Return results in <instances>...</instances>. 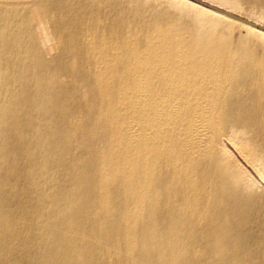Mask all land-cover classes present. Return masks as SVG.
I'll list each match as a JSON object with an SVG mask.
<instances>
[{
  "label": "bare ground",
  "instance_id": "obj_1",
  "mask_svg": "<svg viewBox=\"0 0 264 264\" xmlns=\"http://www.w3.org/2000/svg\"><path fill=\"white\" fill-rule=\"evenodd\" d=\"M201 4L0 0V264H264V31Z\"/></svg>",
  "mask_w": 264,
  "mask_h": 264
},
{
  "label": "rangeland",
  "instance_id": "obj_2",
  "mask_svg": "<svg viewBox=\"0 0 264 264\" xmlns=\"http://www.w3.org/2000/svg\"><path fill=\"white\" fill-rule=\"evenodd\" d=\"M165 2L166 0H158ZM195 1V0H191ZM201 5L206 8H209L205 4L212 5L223 9L224 11H228L231 14L244 18L248 21H252L264 27V0H199ZM204 2V4H203ZM247 31L244 28L239 26H230L229 30L225 32V35L233 36L234 38L241 37L242 35H246ZM53 54V53H52ZM52 58L55 57L51 55ZM49 56V58H51ZM246 168L247 179L250 182V185L253 186L255 190L261 191L264 189V177L261 174L259 168L252 167L250 164L243 162Z\"/></svg>",
  "mask_w": 264,
  "mask_h": 264
},
{
  "label": "water",
  "instance_id": "obj_3",
  "mask_svg": "<svg viewBox=\"0 0 264 264\" xmlns=\"http://www.w3.org/2000/svg\"><path fill=\"white\" fill-rule=\"evenodd\" d=\"M207 6V5H206ZM209 7V6H208ZM218 11V10H217ZM221 13H223V14H225V15H227L228 17H230V18H232V19H235V20H238V21H241V22H243V23H246L247 25H250V26H252V27H255V28H257V29H260V30H262V31H264V27H262V26H260V25H257V24H255V23H253V22H251V21H248V20H246V19H244V18H241V17H239V16H236V15H234V14H231V13H228V12H225V11H221V10H219Z\"/></svg>",
  "mask_w": 264,
  "mask_h": 264
}]
</instances>
